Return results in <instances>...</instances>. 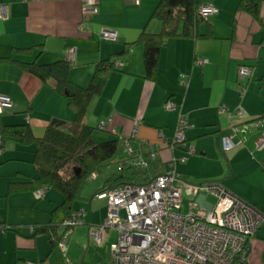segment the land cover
I'll list each match as a JSON object with an SVG mask.
<instances>
[{
    "label": "crops",
    "instance_id": "0c3cea01",
    "mask_svg": "<svg viewBox=\"0 0 264 264\" xmlns=\"http://www.w3.org/2000/svg\"><path fill=\"white\" fill-rule=\"evenodd\" d=\"M160 1L141 0L136 5L134 0H99L98 15L84 22L83 0H0L9 8V18L1 25L0 58L46 65L68 61V51L74 49L70 80L88 88L102 61L113 59L144 31L161 32L162 24L152 19ZM241 1L202 0L214 4L218 14L198 26L196 37L166 40L155 80L146 78L144 46L135 45L125 62H115V71L102 94L90 104L85 123L97 129L100 122L112 118L116 131L126 138L139 124L133 144L147 156L161 144L160 130L173 137L181 113L190 125L185 136L195 154L186 164L172 168V159L185 155V151L161 148L158 158L146 170L148 181L175 169L181 179L194 184L221 182L264 211V150H256L262 129L253 128L242 138L243 144L232 151L223 152L220 147V137L233 125L264 114V0H260L259 20L239 10ZM102 29L116 31L119 41H102ZM27 49L30 52L19 51ZM200 60L206 63L201 65ZM240 66L250 67L252 76L240 78ZM182 75L187 76L188 87L181 84ZM241 85L246 87L243 94ZM0 95L12 102V107L0 115L2 125L28 124L38 138L54 122L57 128L79 131L66 99L17 64L0 63ZM168 101L175 103L177 110H166ZM222 108L231 114H221ZM238 109L244 110L245 115H236ZM94 137L98 142L117 139L110 132L95 131ZM36 149V145L9 142L0 157V264H72L69 256L75 258L77 252L83 251L78 264H109L110 248L108 258L101 254L109 243L99 246L89 237L90 228L102 225L106 218L107 193L103 210L93 211L95 202L90 199L119 184L107 183L118 174L107 175L94 191L84 190L72 211L61 208L62 194L50 188L41 198L34 191L9 194L11 182H26L38 176L33 163ZM111 164L121 169L116 160ZM101 173H97L98 177ZM98 177L93 181H98ZM79 201H89L91 213ZM201 201L208 208L215 203L211 197ZM80 209L85 210L84 225L72 231L65 251L58 244L52 246L50 235L40 230L54 227L57 236L62 237L64 220ZM248 264H264V225L251 241Z\"/></svg>",
    "mask_w": 264,
    "mask_h": 264
},
{
    "label": "built area",
    "instance_id": "2783aa9c",
    "mask_svg": "<svg viewBox=\"0 0 264 264\" xmlns=\"http://www.w3.org/2000/svg\"><path fill=\"white\" fill-rule=\"evenodd\" d=\"M141 0H134L136 5ZM99 0H83V21L87 22L98 15ZM219 9L211 3H201L198 15L203 22L217 15ZM9 18V8L0 3L1 25ZM83 29V24L80 26ZM102 41L116 43L119 36L116 31L102 29ZM75 50H69L68 61H74ZM205 60L199 64L204 65ZM121 66V63H116ZM253 70L240 66V78H249ZM181 84L188 87L186 75L181 76ZM246 87L241 85L243 94ZM12 107L10 98L0 95V115L6 108ZM166 110L175 111L177 105L166 102ZM221 114H231L228 109H220ZM238 116L245 112L238 109ZM98 130L114 134L122 145L123 163L137 171L150 168L158 158L161 148L171 151L181 148L185 155L173 158L171 167L186 164L195 154V148L186 139L185 132L190 128L186 118L180 113L177 127L172 138L159 131L161 144H158L147 156L138 150L133 140L137 136L139 124L131 137H124L116 131L113 119L100 122ZM253 128L262 129L257 139L256 150H264V119L258 118L239 125H233L229 132L220 137L223 152H229L243 144V137ZM0 135V155L4 153ZM264 167V162H263ZM97 173L90 176L95 180ZM46 187L35 191L41 198ZM211 197L215 203L206 207L201 198ZM85 210L72 212L63 222L64 234L58 247L65 251L72 231L84 225ZM264 225V211L244 201L230 191L221 182L209 181L191 183L181 179L175 169L161 174L147 182H122L108 188L107 214L102 225L92 226L90 240L96 245L110 244L109 264H248L251 241Z\"/></svg>",
    "mask_w": 264,
    "mask_h": 264
},
{
    "label": "trees",
    "instance_id": "16d2710c",
    "mask_svg": "<svg viewBox=\"0 0 264 264\" xmlns=\"http://www.w3.org/2000/svg\"><path fill=\"white\" fill-rule=\"evenodd\" d=\"M201 3L202 0H161L152 14V19L162 24L161 32L149 34L144 31L135 43L127 45L124 51L116 54L113 59L102 61L97 66L88 88H82L70 80L72 65L69 61L40 65L36 61L25 63L0 58V63L17 64L44 84L51 85L56 93L66 99L69 109L75 114V125L79 129L78 132H72L51 126L42 138H38L28 124L8 126L0 122L3 149L9 142L37 147L33 163L38 169V176L26 182H11L9 194L50 188L62 194L64 202L61 208L72 211L74 204L82 199L90 176L101 172L104 167L115 162L114 160L120 165L121 174L113 176L108 184L122 183L124 180L147 182L146 170L137 171L123 163L122 145L118 139L107 142H98L95 139L96 129L85 123L88 108L92 101L102 94L110 74L115 71V62H125L135 45L144 46L146 78L155 80L161 48L166 40L198 35V26L203 22L198 15ZM260 5V0H242L239 10L259 20ZM19 51L30 52L29 49ZM260 118L264 119V114ZM127 170H133L134 173L128 176V173H125ZM40 232L50 235L52 246L58 244L61 239L54 227L42 228Z\"/></svg>",
    "mask_w": 264,
    "mask_h": 264
},
{
    "label": "rangeland",
    "instance_id": "374dc122",
    "mask_svg": "<svg viewBox=\"0 0 264 264\" xmlns=\"http://www.w3.org/2000/svg\"><path fill=\"white\" fill-rule=\"evenodd\" d=\"M95 131H97V133L99 134V133H102V134H104V133H108V132H102V131H100V130H98V129H96ZM2 155H0V157H1ZM35 157V156H34ZM116 159V158H115ZM115 161V160H114ZM113 173H117L118 175L119 174H121V171H120V168L117 166V165H114V164H110V165H108V166H106V167H104L103 169H102V173L101 174H99V179H98V181H93V180H88V182H87V185H86V187H85V192L87 191V190H95V188L100 184V182H102V181H106V179H107V175L109 176V177H111L112 176V174ZM125 173H128V176H130V175H132L133 173H134V171L133 170H127V171H125ZM96 180V179H95ZM124 182H133V181H129V180H124ZM97 185V186H96ZM106 193H107V200H108V190L107 189H105L104 191H100V192H98L97 194H96V196L94 197V199H90L91 200V202H95V204H93V207H92V209H93V211H99V210H103V208H104V199H105V197H106ZM94 200V201H93ZM78 204V203H77ZM79 204L80 205H82V207L83 208H86L87 210H88V212L89 213H91V208H90V202L88 201V202H85V201H79ZM92 204V203H91ZM92 206V205H91ZM63 215H64V213H63ZM61 218L59 217V218H57V221H59V223L61 222V220H60ZM109 248H110V244H109V246L107 245V247L105 248V249H103V251H102V253L101 254H103V256H105V258H108V254H107V252H109ZM84 254H85V251H83V252H77L76 254H75V258L73 257V256H69V259L70 260H72L73 261V263L72 264H78V262L80 263L81 262V260L83 259V257H84ZM91 259V258H90ZM89 259V260H90ZM62 260H63V258H62ZM86 264H89V262L87 263V262H85ZM96 263H97V261H96Z\"/></svg>",
    "mask_w": 264,
    "mask_h": 264
},
{
    "label": "water",
    "instance_id": "95a60500",
    "mask_svg": "<svg viewBox=\"0 0 264 264\" xmlns=\"http://www.w3.org/2000/svg\"><path fill=\"white\" fill-rule=\"evenodd\" d=\"M53 126H54V127H56V126L58 127L57 122H54V123H53Z\"/></svg>",
    "mask_w": 264,
    "mask_h": 264
}]
</instances>
